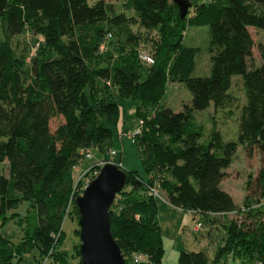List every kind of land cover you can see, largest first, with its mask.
<instances>
[{"label": "trees", "instance_id": "1", "mask_svg": "<svg viewBox=\"0 0 264 264\" xmlns=\"http://www.w3.org/2000/svg\"><path fill=\"white\" fill-rule=\"evenodd\" d=\"M189 1L182 16L176 0H123L121 11L109 0H0V264L13 257L22 264L35 246L58 264H71L62 247L64 219H80L76 198L101 164L81 178L76 168L87 151L104 150L113 136L109 122L121 117L117 91L140 99L135 115L142 123L134 141L149 173L145 179L104 158L127 170V184L110 210L126 263L133 251L161 261L158 187L173 206L206 216L212 227L220 217L225 227L214 256L183 248L179 264H264V164L257 174L260 197L248 192L241 204L221 185L239 145L248 156L257 149L264 157V61L250 62V26L264 29V0ZM199 24L210 32L212 66L205 75L193 74L201 47L184 42L188 26ZM22 34L34 37V50H18L14 38ZM141 50L154 61H144ZM260 50L264 58L263 44ZM236 74L246 95L235 103L241 106L238 138L225 141L215 125L202 141L204 127L194 111L233 105ZM170 81H185L192 93L182 110L160 106ZM57 115L64 121L52 131ZM252 180L249 175L248 186ZM23 201L25 214L18 210ZM11 221L20 229L17 239L4 230ZM80 243L76 264L82 262Z\"/></svg>", "mask_w": 264, "mask_h": 264}, {"label": "rangeland", "instance_id": "2", "mask_svg": "<svg viewBox=\"0 0 264 264\" xmlns=\"http://www.w3.org/2000/svg\"><path fill=\"white\" fill-rule=\"evenodd\" d=\"M116 5L118 11L123 9V0H109ZM136 27V26H135ZM250 31L254 37L255 44L250 62L253 65L260 64L264 61L261 55L260 45H264V29L250 26ZM155 33V32H153ZM3 37L0 24V38ZM42 38V36H40ZM184 42L188 45H197L201 47V51L196 58V66L193 71L195 75L209 74L211 71L212 60L210 46V32L208 24L189 25L184 36ZM14 43L18 44V50L24 51V48L34 50L36 45L34 37L30 34L18 35L14 38ZM146 47L152 52L151 43H145ZM147 70L143 72V77H146ZM118 90V89H117ZM233 105H224L217 107L211 104L203 109H196L194 115L197 120L203 125L204 131L201 137L202 141H208L212 131L216 127L221 131L225 141L235 140L238 138L239 117L241 106L235 103H243L246 100L245 90L243 88L241 74L234 75L233 86ZM119 102L121 105V115H124L121 122V117L118 122H109V126L113 130V136L105 144L104 150L99 147H94L91 151L92 156H86L78 165L75 175L82 173L87 166H92L99 158H114L124 168L128 170H137L145 179L149 178V173L146 170L141 147L134 141L133 133L141 127V120L135 115V109L140 103V99L131 96H124L117 91ZM192 93L186 85L185 81H170L167 86V91L160 101V106L167 105L179 111L184 108L185 103H191ZM64 121L62 115L54 116L51 121V130L55 131L57 126ZM117 152L113 155L111 150ZM264 164V157L259 150H255L253 155H247L246 150L242 145H239L234 156L232 164L228 167V174L222 182V187L234 195L236 201L244 203L247 193L251 194L252 198L260 197V191L257 189L259 173ZM5 172H8L6 164H4ZM78 172H80L78 174ZM253 176L251 184L248 186V177ZM257 176V177H255ZM162 198H159L158 216L162 229L163 237V255L159 264H179L178 258L180 251L183 248L188 249H206L210 256H214L216 246L213 245V239L223 242L226 234L222 219L218 220L216 227H212L206 216H197L187 210L178 209L166 201V193L162 192ZM28 202L20 203L18 210L25 214L27 212ZM231 215L229 217H232ZM241 216V215H237ZM198 217L202 222V227L199 230H194V225L197 223ZM220 222V223H219ZM214 223V222H213ZM80 227L79 220L74 215L67 214L63 223V248L69 252L71 264H76L78 258L75 255V245L81 242L80 232L77 228ZM5 232L10 233L14 238L20 236V229L14 221L4 228ZM212 246L214 248H212ZM39 260L41 264H58L53 256L43 254L39 246H35L24 254L22 264H36ZM132 262V261H131ZM230 264H237L236 260H231ZM82 263V262H81ZM10 264H19L18 257H13ZM132 264V263H131Z\"/></svg>", "mask_w": 264, "mask_h": 264}, {"label": "water", "instance_id": "3", "mask_svg": "<svg viewBox=\"0 0 264 264\" xmlns=\"http://www.w3.org/2000/svg\"><path fill=\"white\" fill-rule=\"evenodd\" d=\"M182 16L190 6L189 0H176ZM127 184V170L115 162L101 165L83 192L77 196L81 217V264H127L123 250L111 230L110 210L117 193Z\"/></svg>", "mask_w": 264, "mask_h": 264}, {"label": "built area", "instance_id": "4", "mask_svg": "<svg viewBox=\"0 0 264 264\" xmlns=\"http://www.w3.org/2000/svg\"><path fill=\"white\" fill-rule=\"evenodd\" d=\"M140 56H141V58L144 61H147V62H153L154 61L153 56L147 50H141ZM141 123H142V120H141ZM140 130H141L140 127L135 130V132L133 133V137L134 138H135L136 134H138L140 132ZM116 152L117 151L115 149H112L111 150V154H113V155ZM86 155L87 156H92L91 151H87ZM97 162L100 163L101 165H103L104 163L108 162V160H105L104 158H101ZM111 162H114V161H111ZM98 171H96V174H97ZM84 172L81 173V175L79 176V178H81L83 176ZM89 181H90V179H88L85 182V185L84 186H86ZM153 193H154V195L158 196L159 198H162L161 190L158 187H156L155 189H153ZM201 227H202V222L200 220V217H198L197 223L194 225V230L197 231ZM131 261H132V264H156V263L152 262L150 254L148 252H144V251H133L132 254H131ZM241 264H244V263H241ZM258 264H262V263H258Z\"/></svg>", "mask_w": 264, "mask_h": 264}, {"label": "crops", "instance_id": "5", "mask_svg": "<svg viewBox=\"0 0 264 264\" xmlns=\"http://www.w3.org/2000/svg\"><path fill=\"white\" fill-rule=\"evenodd\" d=\"M124 117H125L124 115H121V122H122V120H123ZM99 159H101V158H99ZM97 161H98V160H97ZM88 167H89V166H87V168H88ZM78 168H79V167L77 166L76 169H78ZM78 170H79V169H78ZM79 173H80V172H78V174H79ZM223 181H224V180H223ZM233 196H234V195H233ZM165 200L168 201L167 199H165ZM168 202H169V201H168ZM237 202L239 203L240 201L238 200ZM172 206H173V205H172ZM174 207H175V206H174ZM175 208H178V207H175ZM178 209H181V208H178ZM183 210H184V209H183ZM188 212H192V211H188ZM192 213H193V212H192ZM212 241H213V243H214L213 245H215V246H216V245L218 246L219 243H220L219 241H216L215 239H213ZM217 246H216V248H217ZM212 248H214V247L212 246Z\"/></svg>", "mask_w": 264, "mask_h": 264}]
</instances>
